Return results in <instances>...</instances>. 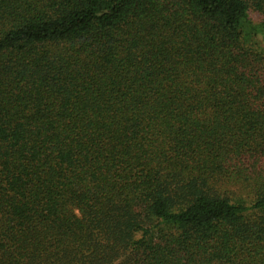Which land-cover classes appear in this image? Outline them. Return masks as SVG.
<instances>
[{
	"label": "trees",
	"instance_id": "1",
	"mask_svg": "<svg viewBox=\"0 0 264 264\" xmlns=\"http://www.w3.org/2000/svg\"><path fill=\"white\" fill-rule=\"evenodd\" d=\"M0 264H264V0H0Z\"/></svg>",
	"mask_w": 264,
	"mask_h": 264
}]
</instances>
